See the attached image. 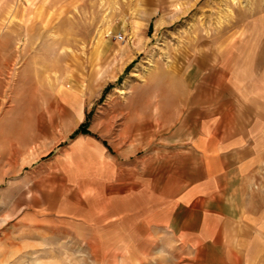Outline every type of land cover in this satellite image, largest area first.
Here are the masks:
<instances>
[{"label": "rangeland", "instance_id": "rangeland-1", "mask_svg": "<svg viewBox=\"0 0 264 264\" xmlns=\"http://www.w3.org/2000/svg\"><path fill=\"white\" fill-rule=\"evenodd\" d=\"M263 42L264 0H1L0 264H226L159 224L135 150Z\"/></svg>", "mask_w": 264, "mask_h": 264}, {"label": "crops", "instance_id": "crops-1", "mask_svg": "<svg viewBox=\"0 0 264 264\" xmlns=\"http://www.w3.org/2000/svg\"><path fill=\"white\" fill-rule=\"evenodd\" d=\"M251 50L206 70L194 92L180 98L184 113L174 139L151 153L142 139L135 150L141 189L151 185L159 224L204 247L206 259L209 251L220 253L226 264H264V42ZM130 146L122 153L126 167Z\"/></svg>", "mask_w": 264, "mask_h": 264}, {"label": "trees", "instance_id": "trees-1", "mask_svg": "<svg viewBox=\"0 0 264 264\" xmlns=\"http://www.w3.org/2000/svg\"><path fill=\"white\" fill-rule=\"evenodd\" d=\"M79 132H80V130H78V131L76 132V134L79 133Z\"/></svg>", "mask_w": 264, "mask_h": 264}, {"label": "bare ground", "instance_id": "bare-ground-1", "mask_svg": "<svg viewBox=\"0 0 264 264\" xmlns=\"http://www.w3.org/2000/svg\"><path fill=\"white\" fill-rule=\"evenodd\" d=\"M165 72H166V70H165Z\"/></svg>", "mask_w": 264, "mask_h": 264}]
</instances>
